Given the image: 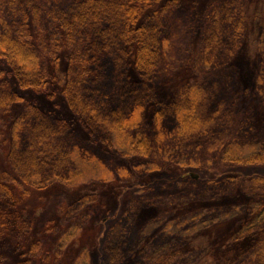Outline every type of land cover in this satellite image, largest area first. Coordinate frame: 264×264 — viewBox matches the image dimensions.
Returning <instances> with one entry per match:
<instances>
[{"label": "trees", "instance_id": "obj_1", "mask_svg": "<svg viewBox=\"0 0 264 264\" xmlns=\"http://www.w3.org/2000/svg\"><path fill=\"white\" fill-rule=\"evenodd\" d=\"M161 1L68 0L63 4L62 0H0V59L12 69L23 90L42 94L51 81L61 85L70 110L90 137L122 157L140 156L158 168V164L185 157L181 154L185 144L198 143L200 151L194 154L213 152V161L221 169L264 166V136L258 135L255 117L256 110L264 111L261 106L218 104L216 89L198 85H186L170 103L153 99L157 97L151 85L157 83L166 46L165 14L178 2L168 0L159 7ZM216 13L211 14L203 48L206 64L221 68L222 36L227 32L221 29L226 25L223 16L231 14L229 20H237L238 25L245 17H239L236 9ZM241 28L232 32V42H239L237 49L250 34ZM262 28L250 34H256L253 42L258 52L264 50ZM65 47L70 50L67 74L51 76L47 63L57 71L58 54ZM130 68L141 80L130 81ZM54 93L49 97L54 98ZM17 104L24 108L12 122L6 169L0 170L2 204L17 200L14 186L29 194L54 183L75 187L91 177L97 179L100 171L102 179H108L109 169L107 174L96 152L81 145L68 121L27 102L13 91L6 72L0 69V111L8 112ZM147 111L152 112L150 123L145 122ZM261 125L264 128V122ZM209 127L217 135L208 138L210 144L205 146L200 142L208 136ZM245 179L240 200L244 203L238 208L248 209L247 217H242L248 223L237 241L254 251L247 259L264 264V177Z\"/></svg>", "mask_w": 264, "mask_h": 264}, {"label": "rangeland", "instance_id": "obj_2", "mask_svg": "<svg viewBox=\"0 0 264 264\" xmlns=\"http://www.w3.org/2000/svg\"><path fill=\"white\" fill-rule=\"evenodd\" d=\"M167 2L162 0L159 7ZM235 9L245 20L238 25L237 20H229L231 14L223 16L226 25L221 29L227 32L222 36V67L206 64L203 47L211 14ZM165 17V53L157 83L151 85L156 102L170 103L186 85H198L216 89L218 104L232 108L246 103L264 109V50L258 52L256 34L250 36L264 26V0H178ZM240 26L250 34L237 49L239 42L235 45L231 39ZM58 57V70L50 62L47 68L51 76L63 78L70 50L63 48ZM0 69L13 91L27 102L67 120L81 145L94 150L104 171H110L107 180L100 171L97 179L91 177L75 187L54 183L28 194L14 186L17 200L0 202V264H255L247 259L254 252L248 250L250 245L237 241L248 223L242 220L248 209L238 207L244 203L240 200L245 178L264 177V166L221 169L213 152L194 154L200 151L198 143L185 144L181 153L185 157L158 168L140 156L122 157L90 137L57 82L36 94L19 87L5 60L0 59ZM128 77L131 82L141 80L134 68L128 70ZM23 108L17 104L8 112L0 111V170L6 169L12 122ZM255 112L258 135L263 137L264 111ZM147 113L145 122L150 123L152 112ZM215 133L209 127L200 143L208 146ZM226 177L237 180L233 183Z\"/></svg>", "mask_w": 264, "mask_h": 264}, {"label": "water", "instance_id": "obj_3", "mask_svg": "<svg viewBox=\"0 0 264 264\" xmlns=\"http://www.w3.org/2000/svg\"><path fill=\"white\" fill-rule=\"evenodd\" d=\"M191 176H193V177H196V178H197V176H195V175H193V174H192Z\"/></svg>", "mask_w": 264, "mask_h": 264}]
</instances>
